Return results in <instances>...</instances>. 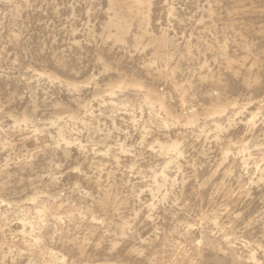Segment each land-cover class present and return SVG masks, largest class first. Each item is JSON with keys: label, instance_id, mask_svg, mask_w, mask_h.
<instances>
[{"label": "rangeland", "instance_id": "1", "mask_svg": "<svg viewBox=\"0 0 264 264\" xmlns=\"http://www.w3.org/2000/svg\"><path fill=\"white\" fill-rule=\"evenodd\" d=\"M0 264H264V0H0Z\"/></svg>", "mask_w": 264, "mask_h": 264}]
</instances>
